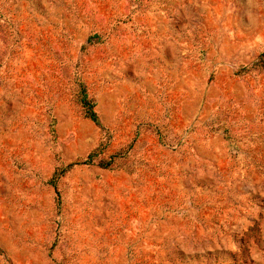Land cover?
Returning <instances> with one entry per match:
<instances>
[{
    "label": "rangeland",
    "instance_id": "374dc122",
    "mask_svg": "<svg viewBox=\"0 0 264 264\" xmlns=\"http://www.w3.org/2000/svg\"><path fill=\"white\" fill-rule=\"evenodd\" d=\"M29 199L57 264H264V0H0V225Z\"/></svg>",
    "mask_w": 264,
    "mask_h": 264
},
{
    "label": "crops",
    "instance_id": "0c3cea01",
    "mask_svg": "<svg viewBox=\"0 0 264 264\" xmlns=\"http://www.w3.org/2000/svg\"><path fill=\"white\" fill-rule=\"evenodd\" d=\"M41 193L45 196V192ZM32 202L31 199L24 202L27 211L24 209L22 213L27 215L25 223L29 225L30 221L33 225L17 230L0 225V264H57L50 256L51 234L45 224L48 216L45 201Z\"/></svg>",
    "mask_w": 264,
    "mask_h": 264
},
{
    "label": "trees",
    "instance_id": "16d2710c",
    "mask_svg": "<svg viewBox=\"0 0 264 264\" xmlns=\"http://www.w3.org/2000/svg\"><path fill=\"white\" fill-rule=\"evenodd\" d=\"M80 103L85 111V116L90 118L91 120H93L94 122H97V114L94 111L93 107L94 104L92 103V101L88 98L87 94L85 91H83V95L80 99Z\"/></svg>",
    "mask_w": 264,
    "mask_h": 264
}]
</instances>
